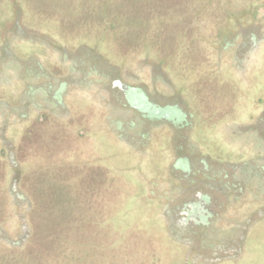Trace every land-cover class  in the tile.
<instances>
[{"label":"rangeland","instance_id":"rangeland-1","mask_svg":"<svg viewBox=\"0 0 264 264\" xmlns=\"http://www.w3.org/2000/svg\"><path fill=\"white\" fill-rule=\"evenodd\" d=\"M7 2L0 14V257L17 251L8 254L14 264H101L97 213L102 198L114 202L118 184L96 161L118 150L127 159L109 166L122 175L119 208L155 214L160 231V217L172 219L167 235L183 244L190 264H264V237L246 239L255 220L264 222V0ZM117 79L141 91L131 93L135 107L122 122L105 119L129 107ZM89 83L101 89L81 90ZM161 114L169 116L155 119ZM164 125L176 154L188 142L194 151L187 178L169 185L167 207L158 198L166 188L161 180L151 186L148 169L151 161L160 167L153 155ZM83 126L114 129L119 140L112 132L107 151L83 144ZM207 126L214 148L198 131ZM198 193L208 196L214 227L176 226ZM229 197L241 201L229 204ZM226 220L242 226L223 233ZM156 241L164 256L175 251L166 249L167 236Z\"/></svg>","mask_w":264,"mask_h":264},{"label":"flooded vegetation","instance_id":"flooded-vegetation-1","mask_svg":"<svg viewBox=\"0 0 264 264\" xmlns=\"http://www.w3.org/2000/svg\"><path fill=\"white\" fill-rule=\"evenodd\" d=\"M115 84H117L120 88L123 89L125 96H126V99H127V105L130 108L129 107L127 109L116 108V109H114L113 113L105 114V119L116 117L118 121L122 122V121L126 120L128 117H130V114L132 113V110H134V107H135L133 102L131 101V98H130L131 93L132 92L137 93V92H141V91H136L133 87H129V85L124 83L122 80L119 82H118V79L114 80L113 85H115ZM100 89H101L100 85H97V84L93 85V83L86 84L81 88V90H93V91L94 90L95 91L100 90ZM100 98L104 99V100L106 99L104 97L103 98L100 97ZM145 102L146 101H141L140 105H142ZM158 109H160V108H158ZM169 109L170 110L174 109L175 111L177 110L175 107H168V108L166 107L165 109H163V107H162V110H168L169 111ZM168 116H166V114H164V115L161 114L158 116V118H155V119H161V118L166 119ZM143 118H147L148 120L151 119L149 116H144ZM151 120H153V119H151ZM121 122L118 123V125H121ZM103 126H101V128H94V129L92 128V130L87 129V126H83L82 131L80 133V137L82 139L81 142L83 144H85L86 142L90 141L96 145L99 144L97 147L100 149L102 147H104L101 150L105 149L106 151H107V148H110V149L113 148L114 146H111V145L109 146V141H110L111 137L115 138L114 134L116 135L115 140H117V139L119 140V137L116 134L114 129L113 130H110V129L106 130V128H104L105 126L104 127ZM140 127H141V124H139L138 128H140ZM163 127L165 128L164 133L163 134L160 133L159 139H158L159 140V149H156L154 151L155 155H153L155 157H159V162L157 164H160V167L152 165L153 161H151L148 163V169H149V172L154 174L153 175L154 177L151 179V186L152 187L158 186L157 184H159L160 180H161V182L163 183L162 184L163 188H166V189H164L165 190L164 193L161 194V196L159 195L158 198L161 197L163 199V205L165 207H167L168 206L167 205V191H168L169 185L171 184L174 186H177V185L180 186L179 185V184H181L180 181L187 178L186 175L192 171V167H191L189 162L191 160V157H193V155H194V151L192 149L193 145H190V144L188 145V143H189L188 142L187 145L185 146V152H179L178 154H176L175 150L173 149V148H175V146H174L175 144L170 139V133L172 134L173 131L169 130L166 125L161 126L162 129H163ZM155 130L161 131L160 127L158 129H155ZM198 131L202 136L201 140H206L204 142H205V145L207 146V148L208 147L214 148L215 139H213V138L211 139V135H212V131H213V130H211V127L207 126V127H204V129L198 130ZM112 132H114V134ZM168 132H169V134H168ZM209 137H210V139H209ZM234 138L236 140V137H234ZM237 139L238 140H236V141L240 142L241 141V135H238ZM219 145H220V143H219ZM178 147H179V145H178ZM180 148H182V146H180L179 149ZM221 148H224V147L221 146ZM81 150H82V154L85 155V151H86L85 145L84 146L82 145ZM109 153L110 154L107 153V155L110 157L107 158V161H105V162H107V164L118 163V161H125V159H127V156H125V153L120 154L118 150H116V151L113 150V151H110ZM113 155H114V157H113ZM150 163H152V164L150 165ZM243 164H244V170H245L247 168V162H245ZM172 166L177 170V174L174 173V171L172 170ZM155 168H157V170ZM184 172H185V174H184ZM207 180H209V178ZM212 181H213V179H212ZM244 183H246V182H244ZM257 185H259V184H257ZM233 188H235V187H233ZM177 189H178V187H176L175 189H172V190L175 192ZM223 189L228 190L229 192H230V190L232 191L231 188H229L228 186H224V185H223ZM239 189L242 191V188L239 187ZM244 192H247L249 195L251 194L253 197H255L254 192L250 193V190L248 191V187H244ZM198 194H199V196L197 197L195 202H193V203L189 202L186 205H184L185 207H183V209L179 213L180 218H176V220L174 222V224L176 226H179V227L182 226L183 227V225H185L187 222H190L191 226L192 225L204 226L206 228L214 227L217 220L216 219H210V217L212 216V212L206 208V206L209 204L208 196L207 195L202 196V195H200V193H198ZM230 199L231 198L229 197V204L232 201L233 202L241 201L240 197L239 198L235 197V198H232L231 200ZM160 201H161V199H160ZM244 201H246V200H244ZM245 206H246V203H245ZM160 218L162 221L161 222L162 227L167 232L171 233V229L173 227V225H172L173 220L172 219L170 220L166 216H161ZM224 224H225V227H224L225 229H223L224 230L223 233L230 230L231 228L238 229L239 227L242 226L240 221L226 220V221H224ZM263 234H264V222L262 221V219L259 221L255 220L254 224L249 227V234L247 235L246 239H247V241H250V242H251V240L255 241V239H256L257 243H258V241L261 243L262 238L264 237ZM254 243H256V242H254ZM193 260L199 261V258L196 257ZM233 260L238 262V258H234V259H230L227 264H235L236 262Z\"/></svg>","mask_w":264,"mask_h":264},{"label":"trees","instance_id":"trees-1","mask_svg":"<svg viewBox=\"0 0 264 264\" xmlns=\"http://www.w3.org/2000/svg\"><path fill=\"white\" fill-rule=\"evenodd\" d=\"M7 1L8 0H3V2L0 3V14L2 9L7 6L6 4H9ZM96 162L101 163L105 172L116 174L118 184L116 194H114V192L112 194V197L116 196L114 202H112V200L109 202L108 197L102 198L104 202L101 203L97 213L99 215L97 224L101 227L99 233L101 243L99 245L103 251L101 264H177L178 261H181V264H190L191 260L184 256L183 244L175 242V240L168 236L167 232L163 231V229L162 231L157 230L155 226H158V217H156L155 214L152 213L149 217H141L142 211L139 212L138 210L137 212H131L133 210H131L130 207H127L129 209L125 207V209L119 208L117 195L119 192L118 189L121 190V188H123L122 175L116 168L109 166V164L107 165L105 161ZM24 178L27 179L25 175ZM106 196H108L107 193ZM132 213L136 214L132 217ZM146 219L149 221L148 224L143 223V220ZM162 236H167L169 239L166 244V249H168V251L172 248L175 249V251L170 254L167 252L165 256L159 252L161 245L156 241V239H161ZM153 241H155L156 248H153L154 244L151 243ZM66 249L67 248L64 246V250ZM27 251H21V253L23 254ZM18 253L20 252L13 251L12 254L16 256ZM8 254L0 257V263L3 264L5 260L9 259V261H12L14 264V258L8 256ZM16 262V264H31L29 259L26 263Z\"/></svg>","mask_w":264,"mask_h":264}]
</instances>
